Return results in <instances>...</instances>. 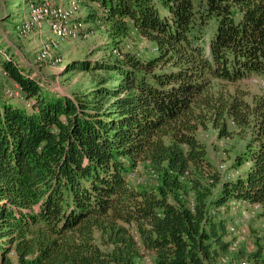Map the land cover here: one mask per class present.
I'll return each mask as SVG.
<instances>
[{
    "label": "trees",
    "instance_id": "trees-1",
    "mask_svg": "<svg viewBox=\"0 0 264 264\" xmlns=\"http://www.w3.org/2000/svg\"><path fill=\"white\" fill-rule=\"evenodd\" d=\"M83 5L120 53L69 65L103 72L91 89L49 96L4 63L32 105L0 97V264H217L232 201L264 218V92L242 87L264 82V0ZM133 34L153 57L120 52ZM209 129L239 137L235 178L209 159Z\"/></svg>",
    "mask_w": 264,
    "mask_h": 264
},
{
    "label": "rangeland",
    "instance_id": "rangeland-1",
    "mask_svg": "<svg viewBox=\"0 0 264 264\" xmlns=\"http://www.w3.org/2000/svg\"><path fill=\"white\" fill-rule=\"evenodd\" d=\"M79 1V11L75 12L72 18L73 22L81 24L79 34L75 38L58 39L51 31L46 17L42 16L36 20L32 18L30 6L35 2L38 5L47 3L50 8L69 7L73 1L0 0V85L2 89L0 97H3V90L13 88L16 83L9 74L5 73L7 71L4 68L5 61L12 60L17 63L22 73L34 78L43 92L49 96H72L91 89L97 76L103 72L77 71L69 65L76 61L95 63L112 55H120L118 51H113L106 27L93 21H86L88 7L83 5V0ZM11 13H13L12 17ZM23 22L30 24V29L25 34L19 31V25ZM50 42H54L56 46L50 49L44 60L36 62V55ZM153 47V43L149 40L133 34L120 45V52H131L145 60L154 56ZM258 84L253 82L252 78L250 83L246 82L242 84V87L253 93H263L264 89ZM13 99H16L17 103H23L19 97ZM201 139L206 145L208 157L213 166L226 180L240 174V170L232 167L234 154L241 147L239 137L221 139L215 130L209 129L202 133ZM145 174H147L145 167L142 166L135 179H144ZM229 212L230 226L245 228L246 233L237 251L224 255H229L232 262L244 260L248 264H264V218L259 217L257 213L249 219L242 220L240 211L233 210L231 206ZM229 238H231L230 235Z\"/></svg>",
    "mask_w": 264,
    "mask_h": 264
},
{
    "label": "bare ground",
    "instance_id": "bare-ground-1",
    "mask_svg": "<svg viewBox=\"0 0 264 264\" xmlns=\"http://www.w3.org/2000/svg\"><path fill=\"white\" fill-rule=\"evenodd\" d=\"M69 1H73L71 6L56 8H50L49 4L47 3L42 5L34 3L30 6V14L34 20L40 19L42 16L46 17L51 31L55 34V36H57L58 39L75 38L80 32L81 24L73 22L72 18L74 13H78L79 11L80 1ZM29 29L30 24L28 22H23L19 25V31L22 34L27 33ZM53 46H56L54 42H50L49 45H45L36 55V62L39 63L44 60L47 53L50 52V49Z\"/></svg>",
    "mask_w": 264,
    "mask_h": 264
},
{
    "label": "built area",
    "instance_id": "built-area-1",
    "mask_svg": "<svg viewBox=\"0 0 264 264\" xmlns=\"http://www.w3.org/2000/svg\"><path fill=\"white\" fill-rule=\"evenodd\" d=\"M253 82L261 83L262 87L264 88V82L261 79H253ZM0 92H2L1 85H0ZM4 93L9 98L19 97L21 100H25V103L28 107L32 105L31 100H28L23 95L22 88L18 83H14L13 88L5 89ZM131 178L133 179L137 178V170H135V172L131 175ZM230 206L233 208V210L240 211L242 220L249 219L250 217L254 216L260 211V206L258 204L250 203L247 201H232ZM244 208L247 210H243ZM245 233H246L245 228L236 227L234 225H231L229 227V235L231 237L229 238L230 241L229 253L237 251L239 244L242 241ZM137 264H155V263L150 256L148 257L147 254H144L142 260ZM217 264H248V262L244 260L232 262L229 255H223L219 258Z\"/></svg>",
    "mask_w": 264,
    "mask_h": 264
},
{
    "label": "water",
    "instance_id": "water-1",
    "mask_svg": "<svg viewBox=\"0 0 264 264\" xmlns=\"http://www.w3.org/2000/svg\"><path fill=\"white\" fill-rule=\"evenodd\" d=\"M2 90V89H1ZM4 91V90H3Z\"/></svg>",
    "mask_w": 264,
    "mask_h": 264
},
{
    "label": "crops",
    "instance_id": "crops-1",
    "mask_svg": "<svg viewBox=\"0 0 264 264\" xmlns=\"http://www.w3.org/2000/svg\"><path fill=\"white\" fill-rule=\"evenodd\" d=\"M46 36V35H45Z\"/></svg>",
    "mask_w": 264,
    "mask_h": 264
}]
</instances>
